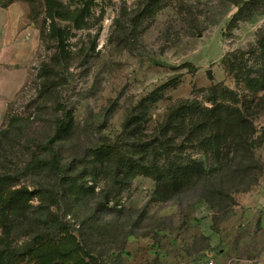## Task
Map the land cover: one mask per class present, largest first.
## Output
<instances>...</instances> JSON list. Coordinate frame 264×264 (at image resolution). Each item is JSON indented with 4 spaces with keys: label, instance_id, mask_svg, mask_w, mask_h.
<instances>
[{
    "label": "rangeland",
    "instance_id": "374dc122",
    "mask_svg": "<svg viewBox=\"0 0 264 264\" xmlns=\"http://www.w3.org/2000/svg\"><path fill=\"white\" fill-rule=\"evenodd\" d=\"M58 1L66 58L43 0H0V177L33 191L0 246L67 229L97 264H264V0ZM183 101L192 110L169 119ZM214 105L241 115L240 134L193 130ZM142 141L146 165L198 161L205 177L162 198L152 168L124 175L94 158ZM52 156L58 167L31 162ZM67 178L78 196L61 197Z\"/></svg>",
    "mask_w": 264,
    "mask_h": 264
},
{
    "label": "trees",
    "instance_id": "16d2710c",
    "mask_svg": "<svg viewBox=\"0 0 264 264\" xmlns=\"http://www.w3.org/2000/svg\"><path fill=\"white\" fill-rule=\"evenodd\" d=\"M158 1H149L147 10H152L154 6H157ZM43 3L45 15L49 20L48 34L56 41L59 58H66V54H68L66 50L67 30L64 27H60L55 19L70 20L71 17L67 15L58 0H43ZM193 107L192 102L183 101L177 107L170 109L169 119L172 118L174 112H179V110H175L176 108H181L182 111H191ZM209 112L211 114L195 124L193 127L194 131L206 130L205 132L210 133L213 131L215 137L221 135L219 128H226L225 130H230V132H238L237 135L241 133V115L233 113L221 105H214ZM168 124L170 122L167 118L164 125ZM68 128V124L65 123L59 127V130L68 132ZM2 133L4 134L5 131H2ZM146 145L143 141L133 143V152L138 153L127 155L125 159L114 157L118 149H112L109 144H102L101 147H96L93 154L96 162L101 165L110 163L112 168H115L118 172H123L124 175L138 172L137 168L148 170L152 168L150 169V174L155 182V192L162 198L179 195L192 189L205 177V169L198 161L190 163L176 161L159 165L154 163L156 161L154 159L153 162H150V166L146 165L147 160H144V151L149 148ZM31 162L39 166V168L52 169L59 166V158L57 156L44 160L35 157ZM59 186L61 187L62 198H65V196H78L82 190L80 185L76 182H70L68 178L62 179ZM32 193L33 191L28 190L26 187H14L5 178L0 177V227L5 232L6 238L17 224L28 219V214L31 211L29 201ZM62 231L63 234L59 235V237L56 234L49 235V237L37 234L30 244L25 245L21 249L15 248L12 242L7 240V243L4 242L3 247L0 246V264H35L36 260L40 258L38 252L45 247L50 248L49 251H51L47 257L50 264H55L51 260L52 254L64 264H97L95 258L80 246L76 236L70 230L62 229Z\"/></svg>",
    "mask_w": 264,
    "mask_h": 264
},
{
    "label": "built area",
    "instance_id": "2783aa9c",
    "mask_svg": "<svg viewBox=\"0 0 264 264\" xmlns=\"http://www.w3.org/2000/svg\"><path fill=\"white\" fill-rule=\"evenodd\" d=\"M212 264V262H210ZM245 264H253L251 261H247Z\"/></svg>",
    "mask_w": 264,
    "mask_h": 264
},
{
    "label": "water",
    "instance_id": "95a60500",
    "mask_svg": "<svg viewBox=\"0 0 264 264\" xmlns=\"http://www.w3.org/2000/svg\"><path fill=\"white\" fill-rule=\"evenodd\" d=\"M208 74H209V72H208Z\"/></svg>",
    "mask_w": 264,
    "mask_h": 264
}]
</instances>
